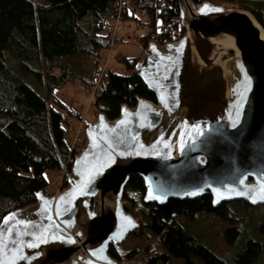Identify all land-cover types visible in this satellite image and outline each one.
Instances as JSON below:
<instances>
[{"label": "water", "instance_id": "water-1", "mask_svg": "<svg viewBox=\"0 0 264 264\" xmlns=\"http://www.w3.org/2000/svg\"><path fill=\"white\" fill-rule=\"evenodd\" d=\"M177 3L183 36L150 45L136 68L156 101L139 99L113 120L98 111L85 122L71 184L56 196L38 192L33 205L1 220L4 264H118L109 245L139 226L122 205L132 175L143 180L145 202L209 193L214 206L264 204V27L245 9Z\"/></svg>", "mask_w": 264, "mask_h": 264}, {"label": "trees", "instance_id": "trees-1", "mask_svg": "<svg viewBox=\"0 0 264 264\" xmlns=\"http://www.w3.org/2000/svg\"><path fill=\"white\" fill-rule=\"evenodd\" d=\"M245 1L264 4V0ZM241 9L250 11L264 27L263 17L253 7ZM117 14L123 21H140L146 29L138 36L143 50L150 43L177 40L185 32L177 0H0V222L10 211L36 202V194L49 184L47 170L70 167L75 154L66 128L69 119H79L80 114L58 93L67 84L79 82L89 88L96 84L92 103L110 120L139 99L156 101L136 73L140 55L125 59L129 74L106 71L97 82L100 51L109 43L105 27ZM63 180L66 186V175ZM144 192L143 180L132 175L123 206L139 218L137 234L147 233L154 249L133 247L122 252L110 244L108 254L120 264L140 253H146L141 264H168L173 258L187 262L197 258L202 264H259L264 222L258 224L261 237H248L232 263L199 241L183 222L214 216L229 224L222 237L232 245L239 235L237 223L264 204L241 200L214 206L209 193L157 204L145 202Z\"/></svg>", "mask_w": 264, "mask_h": 264}, {"label": "rangeland", "instance_id": "rangeland-1", "mask_svg": "<svg viewBox=\"0 0 264 264\" xmlns=\"http://www.w3.org/2000/svg\"><path fill=\"white\" fill-rule=\"evenodd\" d=\"M35 3H44V0H34ZM194 3V1L192 0ZM203 2H209L213 5H218L224 8H249L253 9L263 17L264 21V4H254L249 1H240V0H199V3H194L196 6ZM263 10V11H262ZM143 11L141 12V15ZM142 18V17H141ZM143 19V18H142ZM123 28L121 34L119 35V40L116 41V44L113 48L109 49V46L100 51V72L97 76V82L99 81L102 74L106 71H114L120 75H127L131 71L127 69L125 64V59L133 56H139L138 63L136 68L143 63L145 59V50L150 45L156 46H165L157 45L156 43H150L144 50L140 46V41L138 36L146 31L142 24L135 21H123ZM180 20V19H179ZM181 24V22H180ZM183 36V35H182ZM181 36V37H182ZM180 37V38H181ZM179 38V39H180ZM174 40L172 42L178 41ZM171 43V42H169ZM135 68V70H136ZM96 85V84H95ZM94 85V86H95ZM93 86V87H94ZM92 87V88H93ZM92 88H89L85 85L80 84L79 82L69 83L58 93L63 101L69 104L76 112L80 114V118L76 119L75 117L70 118L69 125L66 128V134L69 138V143L72 147V143L75 139V130L77 131L81 122L84 121H94L96 118V111L93 103V92ZM85 140L79 142V150L75 151L74 158L70 163V167L67 168L65 164L61 170H47L44 174L48 180V186L42 192L46 196L58 195L62 190L66 189L72 182V170L75 159L82 152L84 147ZM70 169V170H69ZM66 175V186H64L63 176ZM122 200V205H124ZM33 205V204H32ZM31 206V205H30ZM29 207V206H27ZM26 208V207H25ZM125 209V208H124ZM128 212V211H127ZM130 213V212H129ZM131 214V213H130ZM137 219V218H136ZM139 221V218L137 219ZM188 221V220H187ZM183 222V225L187 230L193 234L199 241L208 246L213 252L221 256L226 262L232 263L234 255L241 251L244 248L245 241L248 237L259 238L261 234L258 232V224L264 222V208L253 212L252 214L247 215V220L237 223L236 227L239 229V235L235 242L232 245H228L224 242L222 237V231L224 228L229 226L227 223H223L220 220L214 218V216H207L200 220H190ZM140 226V222H139ZM138 228L135 231H131L127 236L120 242L114 243L119 250L122 252L128 251L133 247H138L139 249L150 248V252L153 251L152 238L145 232L137 234ZM85 253V252H84ZM146 257V253H140L132 261L122 262L121 264H141ZM116 260V259H115ZM191 262H187L184 258H173L168 264H202L197 258H191ZM118 262V261H117ZM118 264H120L118 262ZM259 264H264V253L259 258Z\"/></svg>", "mask_w": 264, "mask_h": 264}, {"label": "built area", "instance_id": "built-area-1", "mask_svg": "<svg viewBox=\"0 0 264 264\" xmlns=\"http://www.w3.org/2000/svg\"><path fill=\"white\" fill-rule=\"evenodd\" d=\"M144 14V11L143 13ZM123 25L122 22L120 20V14H117L109 24L106 25L105 27V34H107V36L109 37V49L113 48L116 44V41L119 40V35L121 34ZM95 89H96V85L92 88V92L94 95L95 93ZM84 126H85V121L83 123V121L81 122V124L79 125L77 131L75 130V139L72 143V147L71 149L74 151L79 150V146H77L79 144V142H83L85 140L84 138Z\"/></svg>", "mask_w": 264, "mask_h": 264}, {"label": "snow or ice", "instance_id": "snow-or-ice-1", "mask_svg": "<svg viewBox=\"0 0 264 264\" xmlns=\"http://www.w3.org/2000/svg\"><path fill=\"white\" fill-rule=\"evenodd\" d=\"M207 9H208V6L205 5L203 8H201V12L204 13V12H206ZM214 11H221V10H220V9H214ZM101 120H102V118H101ZM121 123H123V122H121ZM233 127H235V123L233 124ZM141 147H142V145H141ZM165 147H167V145H165ZM80 191L83 192V188H81ZM186 194H187V195H190V196H196V195L199 194V192H197V191H192V192H188V193H186ZM216 194H217L218 197L221 196V193H220L219 191H217ZM241 194H242V193H241ZM152 198H154V199H160L159 196H154V197H152ZM258 198H259L260 200L264 201V186L261 187V189H260V191H259V194H258ZM61 199H63V197H62ZM256 199H257L256 196H253V197H252V202L255 203V202H256ZM217 202H218V201H217ZM9 219H11V218H9ZM125 220H126V222H127V227H135V225L132 223V221H131L129 218H125ZM7 222H8V221L6 220L5 223H7ZM124 230H126V228H125ZM9 231H11V229H9ZM54 238H56V237H54ZM116 238L119 239V238H121V237H120V236H117ZM36 239H37L38 241H40L41 243H46V242H47V238H46V237H42V236H40V237H36ZM15 244H16V242H15V240H13V241H12V245L15 246ZM4 247L7 248L8 245L5 243V244H4ZM27 247H29V248L38 247V244L30 243V244L27 245ZM0 264H4V262H3V261H0Z\"/></svg>", "mask_w": 264, "mask_h": 264}, {"label": "bare ground", "instance_id": "bare-ground-1", "mask_svg": "<svg viewBox=\"0 0 264 264\" xmlns=\"http://www.w3.org/2000/svg\"><path fill=\"white\" fill-rule=\"evenodd\" d=\"M168 120V114L166 113L165 114V121H167Z\"/></svg>", "mask_w": 264, "mask_h": 264}]
</instances>
